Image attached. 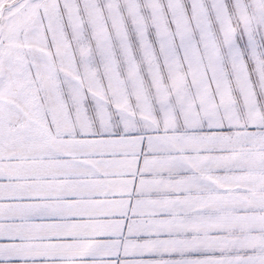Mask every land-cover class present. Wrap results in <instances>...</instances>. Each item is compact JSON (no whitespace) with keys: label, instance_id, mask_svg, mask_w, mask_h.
<instances>
[{"label":"snow or ice","instance_id":"snow-or-ice-1","mask_svg":"<svg viewBox=\"0 0 264 264\" xmlns=\"http://www.w3.org/2000/svg\"><path fill=\"white\" fill-rule=\"evenodd\" d=\"M0 264H264V0H0Z\"/></svg>","mask_w":264,"mask_h":264}]
</instances>
